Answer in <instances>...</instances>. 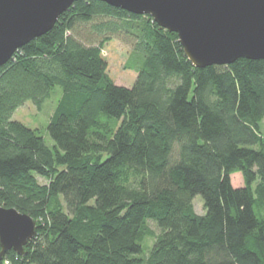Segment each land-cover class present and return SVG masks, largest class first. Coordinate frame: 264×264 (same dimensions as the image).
Here are the masks:
<instances>
[{
  "label": "trees",
  "instance_id": "1",
  "mask_svg": "<svg viewBox=\"0 0 264 264\" xmlns=\"http://www.w3.org/2000/svg\"><path fill=\"white\" fill-rule=\"evenodd\" d=\"M113 37L139 62L132 86L108 76ZM55 87L49 146L12 115ZM263 119L264 60L197 68L150 16L73 2L0 67V204L37 227L0 264H264Z\"/></svg>",
  "mask_w": 264,
  "mask_h": 264
},
{
  "label": "water",
  "instance_id": "2",
  "mask_svg": "<svg viewBox=\"0 0 264 264\" xmlns=\"http://www.w3.org/2000/svg\"><path fill=\"white\" fill-rule=\"evenodd\" d=\"M79 0H0V67L17 49L43 35ZM135 15H148L177 34L197 68L227 65L239 58L264 60V0H99ZM36 220L0 204V260L26 252Z\"/></svg>",
  "mask_w": 264,
  "mask_h": 264
},
{
  "label": "rangeland",
  "instance_id": "3",
  "mask_svg": "<svg viewBox=\"0 0 264 264\" xmlns=\"http://www.w3.org/2000/svg\"><path fill=\"white\" fill-rule=\"evenodd\" d=\"M131 46L119 38L113 37L106 42L102 48V55L107 61V73L111 80L118 85L132 86L136 79V66L139 64L138 60L131 54ZM62 94L60 87H55L49 98H47L42 107L38 109L31 100H27L19 106L13 113L12 119L22 122L31 129L38 130L47 145L54 144L51 139L47 126L53 115L55 107ZM260 129L264 134V119L260 122ZM40 184L47 183V180L41 176H36ZM231 182L233 186L239 187L242 185V175L236 172L231 175ZM193 208L196 213L203 214V200L200 195H197L192 200ZM148 226L153 231L154 235L146 236L142 241L143 252L140 254L146 258L150 249L152 248L156 236L160 234V228L151 220L148 221Z\"/></svg>",
  "mask_w": 264,
  "mask_h": 264
}]
</instances>
